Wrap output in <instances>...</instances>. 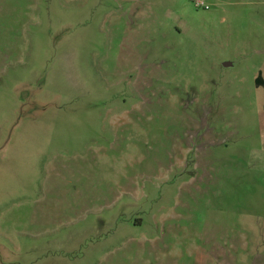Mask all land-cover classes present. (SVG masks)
<instances>
[{"label": "rangeland", "instance_id": "374dc122", "mask_svg": "<svg viewBox=\"0 0 264 264\" xmlns=\"http://www.w3.org/2000/svg\"><path fill=\"white\" fill-rule=\"evenodd\" d=\"M0 264H264V0H0Z\"/></svg>", "mask_w": 264, "mask_h": 264}, {"label": "trees", "instance_id": "16d2710c", "mask_svg": "<svg viewBox=\"0 0 264 264\" xmlns=\"http://www.w3.org/2000/svg\"><path fill=\"white\" fill-rule=\"evenodd\" d=\"M256 81H257V83H259L260 82V78H257Z\"/></svg>", "mask_w": 264, "mask_h": 264}]
</instances>
